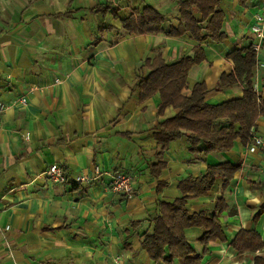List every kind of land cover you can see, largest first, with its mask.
Returning a JSON list of instances; mask_svg holds the SVG:
<instances>
[{"label":"crops","instance_id":"1","mask_svg":"<svg viewBox=\"0 0 264 264\" xmlns=\"http://www.w3.org/2000/svg\"><path fill=\"white\" fill-rule=\"evenodd\" d=\"M146 5L163 15L165 27L178 24L174 0H0V101L6 106L0 116V264H152L141 240L158 204L179 197L181 180L220 163L238 169L225 186L217 178L186 207L210 213L222 197L223 239L203 246L197 240L202 230L189 228L187 240L199 264H255L264 257V248L238 254L231 247L241 230L264 240V212L253 218L264 204L260 149L250 151L236 139L229 151L203 154L181 137L164 150L159 175L150 174L155 128L175 110L158 114L157 94L141 100L138 67L158 54L167 63L192 56L196 43L187 34L123 31L122 20ZM219 7L226 38L202 42L204 60L187 75L188 89L205 83V101L213 105L242 94L240 86L214 87L232 70L226 55L250 45L254 13L264 10V0H220ZM255 57L253 89L264 103V47ZM252 130L264 135V113ZM52 164L64 183L45 173ZM119 173L132 177L127 195L110 189ZM77 175L92 179L71 183ZM157 181L164 182L159 191Z\"/></svg>","mask_w":264,"mask_h":264},{"label":"trees","instance_id":"2","mask_svg":"<svg viewBox=\"0 0 264 264\" xmlns=\"http://www.w3.org/2000/svg\"><path fill=\"white\" fill-rule=\"evenodd\" d=\"M249 1L237 0L241 5ZM174 2L178 13L176 26L165 27L163 15L149 5L144 6L141 12L129 14L121 22L122 30L128 33H161L169 37L187 34L196 43L192 56H183L173 63H167L158 54L145 59L138 67L141 74L137 75V87L141 100L157 94L158 114H162L167 107L175 110V114L161 121L154 131L158 146L154 152L156 162L150 166V174L154 177L165 167V163L159 160L171 141L184 137L193 152H226L232 149L236 139L243 145L249 142L250 130L264 113V103H260L253 89L256 57L250 45L234 49L226 55L233 65L232 70L221 74L214 87L219 91L240 86V97L213 105L205 101V83L195 82L188 89V72L204 60L201 43L207 39L220 43L226 38L223 31L224 15L219 7L220 0ZM237 169V165L230 163L208 166L202 176L187 177L179 182V197L158 204L157 213L150 217L151 229L141 240V246L152 264H173L175 260L180 264H199L201 258L195 254L185 235V230L189 228L202 230L197 240L203 246L209 241L223 239L218 220V215L225 208L222 197L215 200V208L210 213H190L186 204L191 199L205 196L217 178L225 186ZM157 184L159 191L164 182L157 181ZM262 212L264 204L260 205L253 218L258 219ZM231 247L238 254L245 251L254 253L264 248V240L255 231L241 230L232 240ZM255 264H264V257H256Z\"/></svg>","mask_w":264,"mask_h":264},{"label":"built area","instance_id":"3","mask_svg":"<svg viewBox=\"0 0 264 264\" xmlns=\"http://www.w3.org/2000/svg\"><path fill=\"white\" fill-rule=\"evenodd\" d=\"M250 31L252 34L250 47L254 53H257L262 47H264V10L254 13L253 24ZM255 89L256 87L254 86V90ZM5 108V104L0 101V116ZM255 149H260L264 152V135L256 134L254 133V130L251 129L248 150L253 151ZM45 173L54 182L64 183L66 181L63 171L56 164L50 165ZM90 179H92V177L77 175L72 178L71 183L81 184ZM109 185L112 192L127 195L132 191V177L129 174L124 173L116 174L112 177Z\"/></svg>","mask_w":264,"mask_h":264}]
</instances>
